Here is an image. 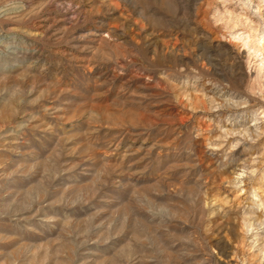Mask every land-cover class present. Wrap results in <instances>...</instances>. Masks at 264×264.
Segmentation results:
<instances>
[{"label":"rangeland","instance_id":"374dc122","mask_svg":"<svg viewBox=\"0 0 264 264\" xmlns=\"http://www.w3.org/2000/svg\"><path fill=\"white\" fill-rule=\"evenodd\" d=\"M0 264H264V0H0Z\"/></svg>","mask_w":264,"mask_h":264}]
</instances>
